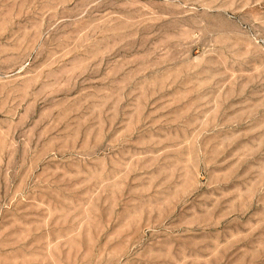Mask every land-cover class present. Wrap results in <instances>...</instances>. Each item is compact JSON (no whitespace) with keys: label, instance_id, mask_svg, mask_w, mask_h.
Masks as SVG:
<instances>
[{"label":"rangeland","instance_id":"rangeland-1","mask_svg":"<svg viewBox=\"0 0 264 264\" xmlns=\"http://www.w3.org/2000/svg\"><path fill=\"white\" fill-rule=\"evenodd\" d=\"M0 264H264V0H0Z\"/></svg>","mask_w":264,"mask_h":264}]
</instances>
